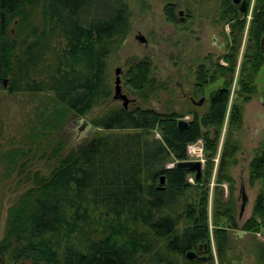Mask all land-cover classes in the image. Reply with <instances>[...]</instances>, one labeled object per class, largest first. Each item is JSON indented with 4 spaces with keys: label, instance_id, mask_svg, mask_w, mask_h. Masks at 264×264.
Returning <instances> with one entry per match:
<instances>
[{
    "label": "trees",
    "instance_id": "16d2710c",
    "mask_svg": "<svg viewBox=\"0 0 264 264\" xmlns=\"http://www.w3.org/2000/svg\"><path fill=\"white\" fill-rule=\"evenodd\" d=\"M144 1L0 0V85L8 77L10 93L49 95L34 106V126L21 140L27 145L44 142L43 150L49 148L47 157L56 158L47 176H39L7 206L0 264L207 261L208 257L187 258L185 252L194 251L198 244L205 245L202 253L209 251L206 184L226 113L227 89L212 92L206 113L200 118L193 115L181 130L176 127V114L119 106L89 119L101 134L67 149L60 134L68 121L107 103L106 60L128 33L130 2ZM207 1L212 0H199ZM216 1L219 17L230 29L232 53L223 57L228 67L215 63V74L222 77L227 72L232 77L235 43L244 22L230 0ZM163 14L167 23H176L171 5L163 7ZM23 31L25 36L19 39ZM247 33L237 82L241 93L252 92L249 84L264 58V44L260 47L264 0L254 1ZM125 73V87L141 98L145 88L156 85L148 59L131 63ZM239 127V111L233 107L227 128L235 131ZM197 140L203 142L205 171L190 184L186 180L189 171L175 163L186 160V145ZM235 150V145L228 148L224 143L216 183L226 180V162ZM30 151L5 149L0 151V161H6L8 173L20 170L24 163L18 165L19 160ZM247 167L250 179H261L263 191L239 229L256 231L260 224L264 227V146ZM234 215L229 197L224 203H214L211 219L213 225L224 220L235 229ZM212 237L219 264H228L225 230L214 227ZM260 251L264 261V248Z\"/></svg>",
    "mask_w": 264,
    "mask_h": 264
},
{
    "label": "rangeland",
    "instance_id": "374dc122",
    "mask_svg": "<svg viewBox=\"0 0 264 264\" xmlns=\"http://www.w3.org/2000/svg\"><path fill=\"white\" fill-rule=\"evenodd\" d=\"M254 1L247 0V13L242 16L244 23L239 39L235 43L232 77L227 72L222 77L215 74V63L228 67V60L225 61L223 57H229L232 53L230 52L232 46L230 29L219 17V1L200 3L199 0H146L130 2L128 33L115 47L116 49L109 53L106 60L110 98L106 104L92 109L85 116L68 121L60 132L63 140L66 141V149L90 139L93 135L102 133L100 128H95L89 123V119L121 106L119 101L111 100L115 68L121 69L119 77L121 92L129 100H133V103L128 104L129 108L151 109L160 114L173 113L186 123L191 121L193 115L200 118L206 113L209 95L212 92L227 89L226 113L215 155L211 157L210 177L206 184L209 251L202 253L200 244L194 250L197 255L208 257L204 264H219L212 237L214 227L224 229L227 234V248L224 250V257L229 261L228 264H264L260 254L261 248H264V227L260 224L256 231L239 229L240 225L252 215L255 197L263 191L261 179L249 178L247 164L251 157L259 154L264 146V58L249 84L252 92H249L250 94L241 93L237 87ZM165 5L173 7L175 24L165 21L163 14ZM178 11L182 12L181 15H178ZM32 22L35 24V19ZM24 32L18 37L19 39L25 36ZM235 35L236 30L232 33V37ZM136 36H141L144 44L140 43ZM142 59H148L150 77L156 83L153 89L145 88L144 99L132 94L125 87V72L129 65ZM2 80L5 81V86H2V83L0 85V151L15 147L31 151L19 160L18 165L24 163L21 168L17 167L20 170H10L8 173L6 161H0V238L3 234L7 206L24 189L31 186L35 179L39 176H47L56 164V158L47 157L49 148L43 150L44 142L27 145L24 144V139L21 140L27 134L28 129L34 126L31 123L34 121V106L49 95L45 93L34 96V98L26 93H10L7 90L8 77ZM198 90L201 91L198 92ZM200 98L204 100L199 106L193 104ZM233 107L239 111L240 127L235 131H229L227 128L228 115ZM153 133L155 137L159 136L158 130H154ZM225 142L228 148L230 144L235 145L236 150L226 162V180L216 183L215 173ZM188 145L195 146L194 153L187 152ZM202 145L201 140L186 145V159L201 162V177L204 175L206 162ZM35 146L37 148H34ZM171 165L168 163L167 166ZM193 179V173H187V182L192 184ZM239 180L246 196V205L240 217H238ZM229 197L234 205V219L237 224L235 229L230 228L224 220L218 225H213L211 219L214 203L216 201L224 203ZM255 218L259 221L257 216Z\"/></svg>",
    "mask_w": 264,
    "mask_h": 264
},
{
    "label": "water",
    "instance_id": "95a60500",
    "mask_svg": "<svg viewBox=\"0 0 264 264\" xmlns=\"http://www.w3.org/2000/svg\"><path fill=\"white\" fill-rule=\"evenodd\" d=\"M231 3L235 6H237V13L239 16H245V14L247 13V9H248V2L247 0H230ZM181 11H178V15H181ZM181 20V19H180ZM136 39L144 44V40L141 36H136ZM120 74H121V69L120 68H115L114 69V81H113V94L111 96V100L112 101H119L120 104H121V107L122 108H126L128 106L129 103H133V100H129L127 98L126 95H124L122 92H121V88H120ZM2 86H5V81L2 80ZM193 103V102H191ZM202 103V98H200V100L196 103H193L195 104L196 106H199L200 104ZM187 125V123L181 119H178L176 121V127L178 130H181L183 128H185ZM175 166L177 168H184L186 169L187 171L193 173V178L194 179H199L200 176H201V162L199 160H180V161H177L175 163ZM164 182V178L163 176H160L159 177V180H158V183H159V187H162V184ZM239 199H240V202H239V206H238V217L241 216L243 210H244V207L246 205V196H245V193H244V189H243V186H242V183L241 181L239 180ZM200 246V245H199ZM200 248V247H198ZM205 245L203 244L202 245V251L204 252L205 251ZM185 256L187 258H190V259H197V260H203L205 258L204 255H197L193 250H188L185 252Z\"/></svg>",
    "mask_w": 264,
    "mask_h": 264
},
{
    "label": "built area",
    "instance_id": "2783aa9c",
    "mask_svg": "<svg viewBox=\"0 0 264 264\" xmlns=\"http://www.w3.org/2000/svg\"><path fill=\"white\" fill-rule=\"evenodd\" d=\"M194 147H195L194 145H193V147H192V145H190V146L188 145V146H187V152L189 153V152L191 151V152L194 153V152H195V151L193 150ZM198 152H199V149H198Z\"/></svg>",
    "mask_w": 264,
    "mask_h": 264
},
{
    "label": "flooded vegetation",
    "instance_id": "af4514ba",
    "mask_svg": "<svg viewBox=\"0 0 264 264\" xmlns=\"http://www.w3.org/2000/svg\"><path fill=\"white\" fill-rule=\"evenodd\" d=\"M263 44H264V33H263V35L261 36V38H260V47H263ZM203 98H202V102H203Z\"/></svg>",
    "mask_w": 264,
    "mask_h": 264
}]
</instances>
